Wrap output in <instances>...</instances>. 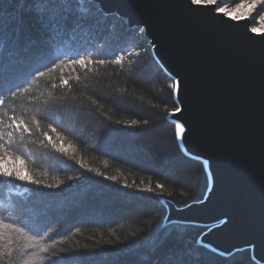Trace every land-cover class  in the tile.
I'll return each instance as SVG.
<instances>
[{"label": "trees", "instance_id": "obj_1", "mask_svg": "<svg viewBox=\"0 0 264 264\" xmlns=\"http://www.w3.org/2000/svg\"><path fill=\"white\" fill-rule=\"evenodd\" d=\"M242 3L217 0L216 5L237 18L249 17L251 28L263 31L264 0L255 9L249 6L251 0L238 7ZM87 6L94 23L49 43L43 42L39 24L25 17L26 32L14 35L15 43L9 46V21L27 5L0 0L5 24L0 45L3 89L28 86V80L27 95L44 102L27 105L9 94V107L17 112L26 107L33 112L49 109L61 137L50 131L49 135L65 149L57 152L47 141L32 143L33 138L18 145L27 150V174L42 184L0 181V215L27 227L41 243L55 245L49 253H40L38 264H258L249 249L223 256L202 246L199 239L207 227L164 225L165 202L180 209L204 200L209 189L205 166L179 146L175 124L169 120L177 107L174 95L169 100L175 82L156 61L144 31L105 14L91 0ZM126 52L137 63L130 66L126 57L122 66L64 68L65 78L71 77L70 88H52L60 83L61 69L32 77L59 59L86 54L110 61ZM132 120L137 125H131ZM42 127L46 129V124ZM58 183L59 187L43 186ZM157 184L164 186L162 195L156 194L161 192ZM137 186L152 187L154 192L139 191Z\"/></svg>", "mask_w": 264, "mask_h": 264}, {"label": "water", "instance_id": "obj_2", "mask_svg": "<svg viewBox=\"0 0 264 264\" xmlns=\"http://www.w3.org/2000/svg\"><path fill=\"white\" fill-rule=\"evenodd\" d=\"M105 14L138 27L162 69L179 87L182 112L169 120L187 128L183 153L209 161V189L200 203L165 202L164 225L207 227L199 243L228 256L249 249L264 264V32L250 18L233 20L216 4L190 0H91ZM179 117V119H177Z\"/></svg>", "mask_w": 264, "mask_h": 264}, {"label": "snow or ice", "instance_id": "obj_3", "mask_svg": "<svg viewBox=\"0 0 264 264\" xmlns=\"http://www.w3.org/2000/svg\"><path fill=\"white\" fill-rule=\"evenodd\" d=\"M14 2L27 5V7L22 9L16 17L9 21V46L15 43L13 39L14 35L26 32L27 24L25 17L39 24L41 37L45 43L59 38L69 30L79 29L94 23L91 17V9L87 6L90 0H14ZM190 2L192 5L199 7L216 4L217 0H190ZM260 2L261 0H251L249 6L255 9ZM245 3H248V0H244V3L238 5V7H243ZM212 11L222 13L224 17H230L233 20L237 19L232 12L220 6L213 8ZM257 15L260 16V13H257ZM260 18L264 19V16H260ZM252 19L255 21V17ZM251 31L257 32L258 29L253 27ZM4 40L5 24L3 19L0 18V45L4 43ZM132 55L131 52H126L125 55L116 56L110 61L105 59L93 60L86 54L69 61L59 59L58 61H53L50 65H46V71L37 70V73H33L32 77L36 79L37 75L42 77L49 73L56 72L57 69H61L60 83L59 85L52 84V88H70L69 79L71 77L65 78L63 74L64 68H71L73 65H79L81 68L87 69L91 64L106 63L122 66L126 57L131 66L137 63V61L132 59ZM76 79L79 80V77H76ZM2 81L3 66L2 63H0V181L5 183L18 181L30 183L39 187L42 182L34 179L32 175L26 172L25 165L28 159L27 150H21L18 145L23 144L26 138H33L31 139L32 143L39 140V142L44 145V142L47 141V144L50 145L52 149L57 152H63L65 151L63 144L61 143L58 145L54 142L49 135V131L55 133L57 139L61 137V133L57 131L55 116L50 114L49 109H37L36 112H33L31 108L26 107L17 112L15 107H9V94L13 101L18 98H23L27 105L44 103L27 95L30 93L31 81H25L28 86L22 84L17 85L14 89L9 88L7 90L3 89ZM178 94L179 87L173 84L172 90L169 93V100H171L172 95ZM92 103L95 104L96 101L93 100ZM172 103L175 104V101H172ZM80 107L83 106L81 105ZM172 112L179 113L182 112V109L174 106ZM68 114L71 115L72 113L69 112ZM177 119H179V117H177ZM117 123H119V121H117ZM137 123V120H132L131 125H137ZM147 123V121H144V124ZM42 124H46V129L42 127ZM185 131L184 125H175L174 134L176 138L183 139ZM88 171L92 170L88 169ZM97 175L101 174L97 173ZM69 179L71 180L73 178L69 177ZM76 179L80 178L76 177ZM111 179L115 178L112 177ZM60 183L56 185L45 184L43 186L47 188L59 187ZM124 187L131 188L133 185L125 184ZM163 187L162 184L156 185V188L161 189V192L156 193L157 195L163 194ZM137 190L149 193L154 192L152 187L141 188L137 186ZM53 248H55V245L41 243V241L37 239V236L33 235L27 227H18L6 216L0 215V264H38V261L41 259L40 253H49Z\"/></svg>", "mask_w": 264, "mask_h": 264}, {"label": "bare ground", "instance_id": "obj_4", "mask_svg": "<svg viewBox=\"0 0 264 264\" xmlns=\"http://www.w3.org/2000/svg\"><path fill=\"white\" fill-rule=\"evenodd\" d=\"M176 124H180V123H176ZM182 125H183V124H182ZM184 126H185V125H184ZM185 129H186L185 133L188 132L186 127H185ZM179 140H180L181 146L183 147V149H185V146H183L184 144L182 145V141H181L182 139H179ZM185 150H186V149H185ZM204 166H205V168L207 169V171H208V173H209V177H210V181H211L212 176H211V174H210V173H211V172H210V168H211V164H210V162H209V161H204Z\"/></svg>", "mask_w": 264, "mask_h": 264}, {"label": "rangeland", "instance_id": "obj_5", "mask_svg": "<svg viewBox=\"0 0 264 264\" xmlns=\"http://www.w3.org/2000/svg\"><path fill=\"white\" fill-rule=\"evenodd\" d=\"M242 18H249V17H241V18H237V19H242ZM262 32H264V30L261 31V32H256V33H262ZM199 242H200V241H199Z\"/></svg>", "mask_w": 264, "mask_h": 264}]
</instances>
